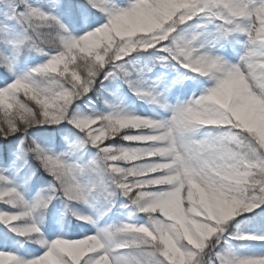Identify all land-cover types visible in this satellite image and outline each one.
Returning a JSON list of instances; mask_svg holds the SVG:
<instances>
[{
  "label": "snow or ice",
  "instance_id": "obj_1",
  "mask_svg": "<svg viewBox=\"0 0 264 264\" xmlns=\"http://www.w3.org/2000/svg\"><path fill=\"white\" fill-rule=\"evenodd\" d=\"M0 264H264V0H0Z\"/></svg>",
  "mask_w": 264,
  "mask_h": 264
}]
</instances>
